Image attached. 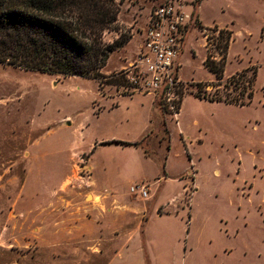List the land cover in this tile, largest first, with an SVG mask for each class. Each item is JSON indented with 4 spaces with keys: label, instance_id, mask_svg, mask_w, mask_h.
<instances>
[{
    "label": "rangeland",
    "instance_id": "obj_1",
    "mask_svg": "<svg viewBox=\"0 0 264 264\" xmlns=\"http://www.w3.org/2000/svg\"><path fill=\"white\" fill-rule=\"evenodd\" d=\"M117 1L118 23L125 27L107 29L105 42L128 29L139 36L161 0ZM185 3L186 12L197 9L179 57V75L195 79L187 80L186 93L197 90L198 80L218 81L204 65V35L220 57L218 42L226 37L219 29L233 28L225 75L258 66L251 104L203 101L191 93L177 124L159 97L142 94H148L144 89L0 64V264H109L123 240L115 231L125 232L116 221L130 217L136 219L130 229L137 238L117 262L264 264V0ZM140 41L136 37L129 45V57ZM121 64L113 53L110 68ZM220 84L211 83L208 91L238 94L243 88L224 79ZM128 93L139 94L111 98ZM116 101L119 106L111 109ZM152 126L156 132L142 140L141 151L100 144L137 141ZM86 154L91 156L84 165ZM192 167L198 190L190 206L185 197L173 202L174 178ZM161 174L170 177L168 185L152 186L150 199L130 191L131 184ZM92 190L103 195L92 196ZM157 202L172 214L156 216ZM143 205L149 209L140 228ZM88 216L100 217L111 229L104 234Z\"/></svg>",
    "mask_w": 264,
    "mask_h": 264
},
{
    "label": "trees",
    "instance_id": "obj_2",
    "mask_svg": "<svg viewBox=\"0 0 264 264\" xmlns=\"http://www.w3.org/2000/svg\"><path fill=\"white\" fill-rule=\"evenodd\" d=\"M120 3L117 0H0V64L22 68L25 71L58 73L93 78L102 86L105 79L111 84L129 82L122 73L105 74L110 53L123 47L133 36L130 29L122 32L113 42H105L107 29L123 31L119 25ZM225 40L218 42L220 57L210 50L206 67L215 73L218 81L197 82L195 96L200 99L247 105L253 101L258 66L250 65L235 72L225 84L242 85L238 94L233 92L214 94L208 86L219 87L223 81L229 46L234 38L232 29H219ZM179 103L176 112L181 108ZM166 113H171L163 106ZM164 130L166 122H163Z\"/></svg>",
    "mask_w": 264,
    "mask_h": 264
},
{
    "label": "built area",
    "instance_id": "obj_3",
    "mask_svg": "<svg viewBox=\"0 0 264 264\" xmlns=\"http://www.w3.org/2000/svg\"><path fill=\"white\" fill-rule=\"evenodd\" d=\"M183 0H161L151 10L144 29L143 45L130 68L122 72L133 89H144L159 97L171 114L188 91V82L179 75L180 55L194 22L193 14L184 11ZM130 191L139 197L150 196L144 182L131 185Z\"/></svg>",
    "mask_w": 264,
    "mask_h": 264
},
{
    "label": "crops",
    "instance_id": "obj_4",
    "mask_svg": "<svg viewBox=\"0 0 264 264\" xmlns=\"http://www.w3.org/2000/svg\"><path fill=\"white\" fill-rule=\"evenodd\" d=\"M183 6V8H185V6H186V3H185V0H183V4H182ZM195 10L197 11V9H195V7L193 8V11L192 12H187V13H195ZM184 11H185V9H184ZM198 15H199V13H197ZM149 18V17H148ZM148 18H147V21H148ZM199 18V22L203 25V23H202V21H201V18H200V16H198L197 17V19ZM147 21H146V23H145V27H146V24H147ZM201 25V26H202ZM228 25V24H227ZM200 25H199V27H201ZM205 26V25H204ZM220 26H223V25H220ZM145 29V28H144ZM233 31H234V29L233 28H231ZM143 36H144V34L143 33H140V35L138 36V34L136 33H134L133 34V36L131 37V39L123 46V47H121L120 49H118V50H115L114 52H112V53H110V56H109V58H108V61H107V64L105 65V67L103 68V72L104 73H115V72H119V71H122V70H124V69H127V68H130L131 67V65L134 63V61L136 60V58H137V55L140 53V51H141V47H142V45H143ZM141 38V41L139 42V44H138V47L136 48V50H135V52L129 57L128 56V53H129V50H128V47H129V45H131V43H132V41L134 40V38ZM208 37H207V35H204V45H205V49H206V55H205V57H204V65H205V60H206V57L208 56V53H209V46H208V39H207ZM234 38H235V31H234ZM234 38L232 39V41L234 40ZM232 41H231V43H232ZM231 43H230V45H231ZM230 47V46H229ZM116 52H118L119 53V60L122 62V64L119 66V67H117V66H115L114 67V69H112V68H110V66H109V63H110V58H111V56H112V54L113 53H116ZM229 56V55H228ZM216 58H219L218 56H215ZM182 64V63H181ZM226 65H227V61H226ZM206 66V65H205ZM183 68V65L181 66V69ZM207 68V67H206ZM241 71V70H240ZM239 72V71H238ZM225 73H226V70H225ZM237 73V72H236ZM211 74L213 75V76H215V73L214 72H212L211 71ZM234 74V73H233ZM230 75H232V74H229V75H225L224 74V78L223 79H227ZM216 77V76H215ZM182 78H183V76H182ZM217 78V77H216ZM211 79H212V77L211 78H209L208 80H205V82L207 81H211ZM183 80L184 81H186L187 82V80H195L194 78H191V79H187V80H185L184 78H183ZM197 80V79H196ZM198 81H200V80H198ZM200 82H202V81H200ZM111 84V83H110ZM111 85H115V84H111ZM137 94H139V93H132V94H125V95H117L116 97H111V98H113V99H118V98H120V97H124V96H129V97H133V96H135V95H137ZM142 94H144V95H150V94H152V93H142ZM188 94H191V92H189V93H186L185 94V96H184V98H183V101H182V104H181V108H179V111L177 112V114H171V113H166V115H168L169 117H171L172 118V120H175L176 121V123L178 124L179 122H180V116H181V114H182V109L184 108V105H185V102H186V97H187V95ZM154 96V95H153ZM196 97V96H195ZM200 98V97H199ZM154 99H156L155 98V96H154ZM201 100H203V101H209V102H218V101H210V100H207V99H201ZM218 103H221V102H218ZM252 103V102H251ZM250 103V104H251ZM247 105H249V104H247ZM119 106V103H118V101H116V102H114L113 104H112V107H110L111 109H113V108H116V107H118ZM241 106V105H240ZM244 106V105H243ZM165 120H167L166 118H165ZM196 123H198L199 121H198V119H195L194 120ZM167 126H169L168 125V123H167V121H166V126H165V130H164V133H165V135H167V134H169L170 133V131L168 130V128H167ZM155 127V126H154ZM154 127L152 126V127H149L147 130H145L144 131V133H143V135H142V137L139 139V140H137V141H131V140H127V139H125V140H121V139H114V140H107V141H104V142H101L100 144H109V145H111V144H116V145H122V146H127V147H133V148H135L136 150H139V151H141V147H140V143L142 142V140L144 139V138H146L149 134H152L153 132L155 133L156 131H154V130H151V128H153L154 129ZM160 127V126H159ZM157 136V134H155V135H153V137L149 140V143L150 142H152V141H154V139H156L155 137ZM181 139L185 142V144H184V146L186 147L185 149H186V151H187V155H188V157H189V159L190 160H192V156L190 155V153H189V151H188V148H187V143H186V140L184 139V137L182 136L181 137ZM161 140V139H160ZM94 144H97V142H95ZM93 145V144H92ZM96 148V146H94L93 147V149H92V153H93V151H94V149ZM168 151H170V145L168 146ZM85 154V153H84ZM86 158H84L83 160H84V165L86 164V162H87V160L88 159H90V154L89 155H87L86 154ZM180 176L181 175H179V176H177V177H175L174 179H177L176 181H175V194L173 195V196H171V198L170 199H174L173 200V202H177V200H180V199H182V198H184L185 200V203L187 204V205H189L190 206V201H191V198H193V194H194V192H196L198 189H197V187L195 186V180L197 179V170L196 169H194L193 167H192V170L191 171H189L188 173H186L185 174V176H182L181 178H180ZM144 179V183L145 184H147V185H149V189H150V196L149 197H147V198H145L146 200H148V199H150L151 197H152V193H151V187L152 186H155V187H158V188H160V187H162V189H164V188H166V186L168 185V179H170V177L169 176H166V175H157V176H155V177H153V179H151L150 177H147V178H143ZM131 185H133V184H131ZM131 185H130V187H131ZM157 188V189H158ZM189 190H190V192H189ZM97 193V191L96 190H92V196H97V195H103L102 194V192H100L101 194H96ZM189 195V196H188ZM143 207L144 208H142L141 210V212H139V219H138V221H139V223H138V227H140L141 228V226L143 227L144 226V221H143V214H144V211L145 210H148L149 209V206L148 205H146V206H144L143 205ZM155 207V206H154ZM160 207H162V208H160ZM159 207V209H158V202L156 203V212H155V215L156 216H161V217H163V216H168V215H171L172 214V212L171 211H169V210H167V208L166 207H164V205H162V206H160ZM87 219H88V221L89 222H91V223H94V225L96 226V227H98L100 230H101V232H103L104 234H106V233H108V231L111 229V227H110V224H104L103 222H102V220H101V218L100 217H95L94 216V218H91L90 216H88L87 217ZM125 222V223H124ZM135 222H136V219L135 218H131L130 217V219H127V220H124V219H117V221H116V223H117V225L118 224H124V227L123 228H125L124 230H125V232L124 233H119V232H116L115 231V235H118V237H120L121 239H123L121 242H122V244L120 243V249H118L117 250V252L115 253V255H114V257H113V259H112V261L109 263V264H124V263H121V262H117L116 261V259L122 254V251H123V249H129L130 248V245L132 244V242H134V240H135V238H137V236L135 235V230H134V228L133 229H130V227L132 226V225H134L135 224ZM130 224V225H129ZM127 225V226H126ZM129 225V226H128ZM107 229H108V231H107ZM136 244H137V246L139 245V243H137V242H135Z\"/></svg>",
    "mask_w": 264,
    "mask_h": 264
}]
</instances>
